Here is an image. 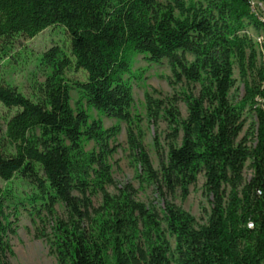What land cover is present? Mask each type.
<instances>
[{
    "label": "trees",
    "instance_id": "trees-1",
    "mask_svg": "<svg viewBox=\"0 0 264 264\" xmlns=\"http://www.w3.org/2000/svg\"><path fill=\"white\" fill-rule=\"evenodd\" d=\"M249 26L261 24L248 0H0V69L47 29L61 27L70 40L68 51L52 46L41 54L39 67L50 72L28 95L0 74V264H12L10 237L25 203L51 217L57 204L66 209L51 244L59 264H264V110L256 102L264 101V73L253 42L241 35ZM137 55L166 61L171 86H200L197 96L186 94V119L175 98L145 95L149 122L163 120L171 130L160 171L131 113V80H141L132 72ZM235 67L244 88L237 103ZM87 109L127 125L134 159L162 195L186 200L203 174L206 223L168 200L161 217L132 185L118 187L109 158L121 128H105ZM245 113L254 121L243 134ZM90 142L95 148L87 152ZM14 182L30 188L24 203Z\"/></svg>",
    "mask_w": 264,
    "mask_h": 264
},
{
    "label": "rangeland",
    "instance_id": "rangeland-1",
    "mask_svg": "<svg viewBox=\"0 0 264 264\" xmlns=\"http://www.w3.org/2000/svg\"><path fill=\"white\" fill-rule=\"evenodd\" d=\"M203 2L204 0H197ZM164 3L165 0H160ZM70 40L67 33L61 27L50 28L38 35L36 38L25 43L28 47L25 54L17 61H11L7 69L1 67L0 74L4 80L10 85L16 86L25 94H29L31 87L37 82H43L44 76L49 73V70L44 71L39 67L40 56L52 46H59L64 51H68ZM191 60V58H189ZM132 72L135 75H141V80H131L134 95V105L131 113L135 118V133L142 140V144L150 157L153 168L160 171V161L166 158L171 140L168 138L171 130L165 121L161 120L157 125H153L147 118V108L145 95L148 93L157 100H177V107L180 111L181 118L187 117V106L184 99L187 95L197 96L200 92L199 85H178L171 86L168 82V77H171V71L166 61L162 65L150 64L143 55H137L134 58ZM84 79V75L81 76ZM234 79L237 81L234 89L231 92L232 102L237 103L241 100L244 94L243 83L240 81L237 67L234 68ZM72 106L74 107L79 100L77 90L71 92ZM92 120H101L105 128L120 126L121 133L116 139L118 149L116 153L109 158V163L112 166L113 177L118 187L132 185L136 191V199L146 204L148 207H155L162 215L165 200L182 208L184 211L192 215L199 225L206 223L207 215L210 212L209 199L204 192L205 178L199 176L197 184L190 188V194L186 200H182L180 193L173 197L162 195L154 184H152L141 172V169L134 159L130 150L127 138V125L113 119H108L93 109H87ZM5 109L0 104V137L4 135L5 124L4 117ZM243 118L247 119L245 131L254 121L251 115L244 114ZM242 134V135H243ZM182 133L176 145L181 144ZM158 140L156 144L155 140ZM95 148L92 142L85 144L87 152ZM248 166V164H247ZM245 177L250 178V170H245ZM5 183L0 180V186ZM17 190V198L21 201L30 192V188L19 182H14ZM110 193H115L114 188H109ZM24 203V201H23ZM93 204L98 207L102 204L101 197L93 198ZM19 206L16 228L17 235L10 237V242L14 251V256L11 258L12 264H59L57 257L51 251L55 228L58 220H66L67 212L62 204L56 205V214L54 217L47 215L45 212L37 214L29 204ZM15 220V218H14ZM168 240L174 247V240L168 235Z\"/></svg>",
    "mask_w": 264,
    "mask_h": 264
},
{
    "label": "built area",
    "instance_id": "built-area-1",
    "mask_svg": "<svg viewBox=\"0 0 264 264\" xmlns=\"http://www.w3.org/2000/svg\"><path fill=\"white\" fill-rule=\"evenodd\" d=\"M251 15L261 24L260 28L249 26L247 29L241 32V35L248 37L254 44V48L257 54V61L259 67L263 69L264 73V2L262 0H248ZM261 89L264 90V80L261 83ZM256 102L258 106L264 110V101L262 98L257 97ZM252 224L249 227L252 228Z\"/></svg>",
    "mask_w": 264,
    "mask_h": 264
}]
</instances>
